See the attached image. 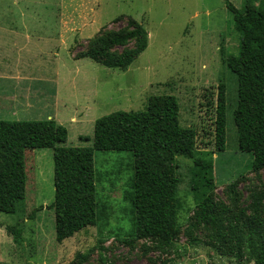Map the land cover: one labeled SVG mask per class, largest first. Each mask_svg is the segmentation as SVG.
<instances>
[{
    "label": "rangeland",
    "instance_id": "374dc122",
    "mask_svg": "<svg viewBox=\"0 0 264 264\" xmlns=\"http://www.w3.org/2000/svg\"><path fill=\"white\" fill-rule=\"evenodd\" d=\"M227 1L242 7L243 0ZM128 19L147 31L148 45L126 71L76 60L90 39L126 27ZM238 45L225 0H0V121L54 120L67 130L63 147H92L80 138L92 140L97 119L143 111L151 96H174L180 126L198 134L194 156L176 158L180 234L174 253H146L142 246H151L146 241L124 243L131 232L125 195L133 163L127 152H94L98 222L57 243L54 211L48 208L54 201L53 150L37 149L24 152L21 212L0 213V264H148L150 258L175 264H240L204 245L190 246L184 234L199 202L190 184L197 161H212L218 202L227 203L231 183L238 184L243 204L250 191L264 192V170L252 172L251 157L238 150L233 123L237 79L226 60L237 55ZM220 88L226 136L225 150L217 153L214 136L205 134L213 131ZM16 100L26 101V109L13 104ZM19 218L24 222L20 250L5 231ZM81 255H88L86 262L79 263Z\"/></svg>",
    "mask_w": 264,
    "mask_h": 264
},
{
    "label": "trees",
    "instance_id": "16d2710c",
    "mask_svg": "<svg viewBox=\"0 0 264 264\" xmlns=\"http://www.w3.org/2000/svg\"><path fill=\"white\" fill-rule=\"evenodd\" d=\"M239 35L238 53L226 60L236 76L237 98L233 123L238 150L249 155L254 173L264 170V0H243L240 9L225 0ZM148 45V33L128 19L126 27L90 39L76 56L105 68L126 71ZM211 101L207 105H212ZM225 99L219 89L213 131L217 153L225 150ZM67 130L54 120L0 121V213L17 215L25 198L24 152L53 150L55 239L61 244L86 228L95 227L98 216L94 152H127L132 157V177L125 199L129 203L130 240L144 252L167 256L176 249L180 234L176 158H192L198 145L195 130L182 128L174 96H151L138 112L118 111L94 123L92 147H63ZM208 146V144H207ZM199 163V164H198ZM203 163V164H202ZM212 161L203 160L191 174V193L199 199L184 234L192 247L204 245L221 257L238 263L264 264V192L252 190L243 204L237 183L227 187V203L213 195ZM24 222L19 218L5 231L22 248ZM195 233L201 237L197 238ZM79 263L88 255L77 256ZM148 264H175L173 260L148 259Z\"/></svg>",
    "mask_w": 264,
    "mask_h": 264
},
{
    "label": "crops",
    "instance_id": "0c3cea01",
    "mask_svg": "<svg viewBox=\"0 0 264 264\" xmlns=\"http://www.w3.org/2000/svg\"><path fill=\"white\" fill-rule=\"evenodd\" d=\"M20 103V105H23V106H20L19 105V107L20 108H25L26 109V107H27V103H25V104H22V103H24V102H26V101H22V100H16V102H14L13 104H16V103ZM14 109V108H13Z\"/></svg>",
    "mask_w": 264,
    "mask_h": 264
}]
</instances>
